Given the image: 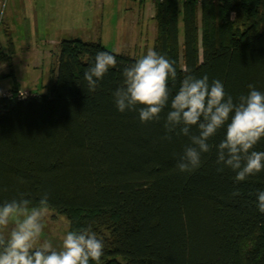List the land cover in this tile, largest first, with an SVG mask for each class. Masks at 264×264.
I'll use <instances>...</instances> for the list:
<instances>
[{
  "label": "trees",
  "instance_id": "16d2710c",
  "mask_svg": "<svg viewBox=\"0 0 264 264\" xmlns=\"http://www.w3.org/2000/svg\"><path fill=\"white\" fill-rule=\"evenodd\" d=\"M153 5L152 50L177 72L170 99L188 73L221 81L234 101L249 85L264 92V0ZM98 51L108 52L98 42L62 41L48 95L0 98V205L21 194L35 205L47 194V209L67 219L68 231L89 229L103 241V255L89 264H264V214L256 207L264 170L237 183L218 165L222 128L200 167L180 172L189 139L166 132L170 108L141 123L138 110L115 106L122 69L136 60L108 52L116 67L88 91L83 74ZM253 150L264 152V138Z\"/></svg>",
  "mask_w": 264,
  "mask_h": 264
},
{
  "label": "clouds",
  "instance_id": "9594fccd",
  "mask_svg": "<svg viewBox=\"0 0 264 264\" xmlns=\"http://www.w3.org/2000/svg\"><path fill=\"white\" fill-rule=\"evenodd\" d=\"M116 67V57L98 51L95 63L83 74L89 92H95L99 81ZM177 76L174 62L149 50L145 56L122 69L123 81L113 92L115 106L121 113L139 112L141 123L159 120L160 113L169 107L164 128L167 133L188 137L176 167L180 172H192L201 165L202 154L211 151L210 138L224 128V138L215 146L218 165L236 173L237 183L264 170V152L254 146L264 138V92L249 85V92L235 101L226 95L221 81L209 83L207 75L184 76L179 90L170 99L169 78ZM195 127L196 131L193 132ZM171 139V136H165ZM223 167L217 169L222 172ZM240 193L234 191L233 196ZM0 205V264H89L99 261L104 244L89 229L68 231L59 249L49 241L40 242L42 219L48 208V195L37 204L24 198ZM256 207L264 214V191L257 193Z\"/></svg>",
  "mask_w": 264,
  "mask_h": 264
},
{
  "label": "rangeland",
  "instance_id": "374dc122",
  "mask_svg": "<svg viewBox=\"0 0 264 264\" xmlns=\"http://www.w3.org/2000/svg\"><path fill=\"white\" fill-rule=\"evenodd\" d=\"M68 1L77 0L60 2L64 5ZM84 1L79 0V12L66 11L54 25L48 20L53 14V0L45 5L48 14L38 10L41 5L36 0H16V3L0 0V89L10 90L15 86L29 96L48 95L56 76L62 41L98 42L106 51L136 61L152 50L155 39L153 0H103L104 8L99 6L96 11L85 8ZM21 6L22 12L28 14L22 26L14 15L15 9ZM5 22L14 25L9 28L13 36L3 33ZM42 224L40 242L49 241L58 250L68 232L67 219L47 209ZM10 228L11 225L0 234L6 236Z\"/></svg>",
  "mask_w": 264,
  "mask_h": 264
},
{
  "label": "crops",
  "instance_id": "0c3cea01",
  "mask_svg": "<svg viewBox=\"0 0 264 264\" xmlns=\"http://www.w3.org/2000/svg\"><path fill=\"white\" fill-rule=\"evenodd\" d=\"M16 3V0H14ZM21 1V0H20ZM51 0H36V2H39V5H41L40 8H38V10H43L44 12L46 11V14H48L45 5H47ZM62 0H53V7H52V12L53 14L50 16H48V20H50L54 25H57L58 23L56 21L59 20V15H64V13L66 11L69 10H73V11H78V6L81 7V2H79V0L77 1H68L66 4H61ZM42 5L44 6V8H42ZM104 8V3L103 0H85L84 1V7L93 11H96L98 9V7ZM69 8V9H68ZM80 9V8H79ZM15 15V19L16 21H19L20 26H22L24 24V22L26 21V16L28 15L27 13H23L22 12V6L19 7L18 10L15 9L14 12ZM39 16V15H38ZM54 20V21H53ZM14 28V25L10 22H5V28H3V33L4 34H9L12 35L11 32H9V28ZM13 36V35H12ZM18 90H20L18 88Z\"/></svg>",
  "mask_w": 264,
  "mask_h": 264
},
{
  "label": "built area",
  "instance_id": "2783aa9c",
  "mask_svg": "<svg viewBox=\"0 0 264 264\" xmlns=\"http://www.w3.org/2000/svg\"><path fill=\"white\" fill-rule=\"evenodd\" d=\"M185 1V0H183ZM29 97V94L22 91L17 90L16 92H13L9 89H0V98L1 99H12L15 98L16 100H22Z\"/></svg>",
  "mask_w": 264,
  "mask_h": 264
}]
</instances>
